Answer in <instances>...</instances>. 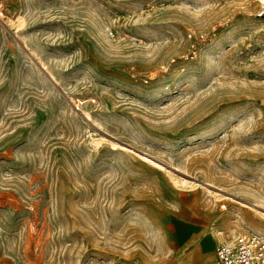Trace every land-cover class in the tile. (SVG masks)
<instances>
[{
  "label": "rangeland",
  "instance_id": "rangeland-1",
  "mask_svg": "<svg viewBox=\"0 0 264 264\" xmlns=\"http://www.w3.org/2000/svg\"><path fill=\"white\" fill-rule=\"evenodd\" d=\"M256 0H0V264H216L264 235Z\"/></svg>",
  "mask_w": 264,
  "mask_h": 264
},
{
  "label": "built area",
  "instance_id": "built-area-1",
  "mask_svg": "<svg viewBox=\"0 0 264 264\" xmlns=\"http://www.w3.org/2000/svg\"><path fill=\"white\" fill-rule=\"evenodd\" d=\"M260 15L264 16V0ZM216 264H264V235L246 233L238 235L230 244L216 247Z\"/></svg>",
  "mask_w": 264,
  "mask_h": 264
}]
</instances>
